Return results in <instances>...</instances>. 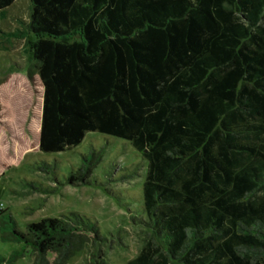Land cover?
Returning <instances> with one entry per match:
<instances>
[{
    "label": "trees",
    "instance_id": "obj_1",
    "mask_svg": "<svg viewBox=\"0 0 264 264\" xmlns=\"http://www.w3.org/2000/svg\"><path fill=\"white\" fill-rule=\"evenodd\" d=\"M14 1L0 0L2 17ZM29 1L8 35L30 36L39 151L98 132L147 160L140 209L154 254L128 264H264V0ZM90 145L64 184L100 185L104 148ZM38 168L55 178L53 164ZM0 216L1 239L21 244L0 263L30 252L32 264H65L88 244L85 264L104 263L90 216L70 211L25 230Z\"/></svg>",
    "mask_w": 264,
    "mask_h": 264
},
{
    "label": "rangeland",
    "instance_id": "obj_2",
    "mask_svg": "<svg viewBox=\"0 0 264 264\" xmlns=\"http://www.w3.org/2000/svg\"><path fill=\"white\" fill-rule=\"evenodd\" d=\"M29 5V0H15L5 16L0 15V210L20 230L43 217H60L70 211L90 216L104 238L100 245L103 264H128L142 252L153 253L150 241L156 242L141 222L145 219L140 204L147 160L128 142L98 132H87L78 145L64 151H39L42 85L27 43L30 36L8 35L21 27L19 18L28 19ZM90 143L104 148L93 169L100 185L64 184L65 176L89 153ZM43 160L54 165L55 178L38 168ZM20 248V243L0 237V254L5 258ZM92 250L91 244L84 246L65 264H85ZM154 258L160 257L155 254ZM0 264H32V255L26 252Z\"/></svg>",
    "mask_w": 264,
    "mask_h": 264
}]
</instances>
